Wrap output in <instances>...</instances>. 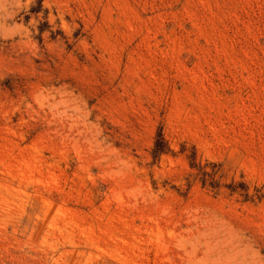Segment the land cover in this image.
Listing matches in <instances>:
<instances>
[{
	"label": "rangeland",
	"instance_id": "1",
	"mask_svg": "<svg viewBox=\"0 0 264 264\" xmlns=\"http://www.w3.org/2000/svg\"><path fill=\"white\" fill-rule=\"evenodd\" d=\"M0 264H264V0H0Z\"/></svg>",
	"mask_w": 264,
	"mask_h": 264
}]
</instances>
